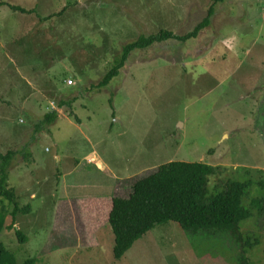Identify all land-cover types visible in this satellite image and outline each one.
<instances>
[{
    "label": "rangeland",
    "instance_id": "obj_1",
    "mask_svg": "<svg viewBox=\"0 0 264 264\" xmlns=\"http://www.w3.org/2000/svg\"><path fill=\"white\" fill-rule=\"evenodd\" d=\"M210 6L208 0H0V151L30 141L31 152L13 160L8 187L19 191L20 165L29 169L26 182H39L36 199L22 204L40 212L18 214L10 229L8 216L0 234L16 264H238L241 257L264 264L263 214L240 225L258 239L245 253L230 234L188 235L175 223L154 227L121 260L113 256L109 224L98 247L87 235L79 247L48 243L57 153L76 160L94 144L113 170L130 175L169 162L206 164L214 169L208 195L231 180L264 178V0L214 5L198 37L136 49L109 86L95 88L123 45L160 30L186 34ZM62 99H76L73 114L64 112L65 119L30 140L33 122ZM78 118L80 128L73 125ZM257 192L253 185L245 208ZM22 197L15 195L19 208ZM17 230L26 241H17Z\"/></svg>",
    "mask_w": 264,
    "mask_h": 264
},
{
    "label": "trees",
    "instance_id": "obj_2",
    "mask_svg": "<svg viewBox=\"0 0 264 264\" xmlns=\"http://www.w3.org/2000/svg\"><path fill=\"white\" fill-rule=\"evenodd\" d=\"M208 1L211 6L207 9L205 19L188 33L178 35L172 31L160 30L155 34L141 35L123 45L112 63L111 70L95 88L109 86L120 75L130 54L136 49H144L169 39L186 42L198 37L199 33L210 25L213 6L226 0ZM12 11L20 14L31 13L13 7ZM49 18L51 16L43 20ZM75 102L76 99L59 100L56 110L46 111L41 119L33 122L29 139L33 141L38 133L48 132V127L58 119L59 109L72 115ZM28 119H31V116L28 115ZM29 142L19 149L0 151V234L6 227L8 216L12 223L7 227L10 229L18 214L27 215L30 211L29 207L19 208L14 190L8 187L13 160L18 154L25 157V154L30 153ZM213 171L211 166L202 163L169 162L138 177L132 184L131 193L127 198L79 199L77 205L82 213L89 245L98 246L97 233L109 224L114 235L113 256L116 260H121L135 242L154 227L175 223L188 235L230 234L237 243H241L240 250L245 253L258 243V239H252V235L248 233L243 234L240 225L256 215H264V178L255 184L249 180H231L221 190L208 195V179L213 175ZM253 185L258 187L259 194L250 200L249 207L245 208V199ZM4 201L12 206L10 212ZM15 235L18 242L26 241L21 231H15ZM245 260L241 257L238 264H244ZM0 264H16L14 256L3 244H0ZM22 264H34V260L27 259Z\"/></svg>",
    "mask_w": 264,
    "mask_h": 264
},
{
    "label": "crops",
    "instance_id": "obj_3",
    "mask_svg": "<svg viewBox=\"0 0 264 264\" xmlns=\"http://www.w3.org/2000/svg\"><path fill=\"white\" fill-rule=\"evenodd\" d=\"M22 106H20V108H23ZM59 111H63V114L59 113L58 119H65V111L62 109H59ZM67 122L73 124L72 120H68ZM75 122L76 123L73 125H75L77 128L83 126V120L76 119ZM116 122H119V119H116ZM26 143H28L27 140L22 145ZM54 157L55 161L58 163V167L53 175L54 181L56 183L55 189L58 191V196L55 198V200H50L48 206V211L50 213L49 226L51 228V236L49 237L48 243L51 246L79 247L81 240L80 237L85 239L87 233L85 224H83L84 220L81 210L79 209V205H77V201H79V199L94 197L127 198L131 193V187L134 181L142 174L153 169L145 168L140 170L135 175H130L126 170L119 171L115 168L113 170L109 161L107 160V157L103 153L100 154L94 149V144H91L90 151L84 155H79L76 160L67 154L60 155L57 153L54 155ZM15 172L17 176L15 178L20 185V189L17 191V193L25 195V197H22L19 202L22 206L30 208L29 214L26 216H30L31 214L36 215V213H39L40 211L36 212L34 208L29 206V204H22V200L25 198L28 200L36 199L35 191L39 182H26L29 169L24 165L18 166ZM31 178L34 179L33 177ZM54 192H50V199H52ZM24 207L20 208L22 209ZM35 215L31 216V218H33ZM104 229L106 228H102L97 233V239L99 242L98 246L101 245L100 240L103 237ZM58 234L59 236H57ZM108 234L109 233L107 232L106 235L108 236ZM65 239L66 241H63L64 245H60L58 241ZM85 243L86 239L82 244L84 245Z\"/></svg>",
    "mask_w": 264,
    "mask_h": 264
},
{
    "label": "built area",
    "instance_id": "obj_4",
    "mask_svg": "<svg viewBox=\"0 0 264 264\" xmlns=\"http://www.w3.org/2000/svg\"><path fill=\"white\" fill-rule=\"evenodd\" d=\"M70 84H71V82H70ZM52 108H54V107H52Z\"/></svg>",
    "mask_w": 264,
    "mask_h": 264
}]
</instances>
